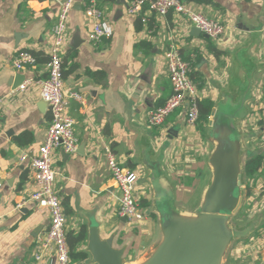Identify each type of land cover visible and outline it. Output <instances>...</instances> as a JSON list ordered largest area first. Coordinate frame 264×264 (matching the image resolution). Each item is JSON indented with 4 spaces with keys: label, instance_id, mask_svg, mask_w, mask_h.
<instances>
[{
    "label": "crops",
    "instance_id": "crops-1",
    "mask_svg": "<svg viewBox=\"0 0 264 264\" xmlns=\"http://www.w3.org/2000/svg\"><path fill=\"white\" fill-rule=\"evenodd\" d=\"M83 1L78 0L70 14L62 52L67 111L75 120L78 145L72 154L62 148L54 151L56 189L67 217L70 249L87 255L71 264H91V227L102 240L113 237L114 248L125 249L126 261L135 262L161 239L157 210L173 200L177 207L195 211L212 177L208 124L203 130L198 124L188 125L185 108L162 127L147 122V113L172 95L164 60L167 50L175 48L189 64L198 102H212L217 116L234 112L246 148L245 163L264 157L257 139L264 128V0H184L194 11L226 24L227 33L218 41L198 33L174 12L147 15L143 22L128 13L130 0H98L113 29V36L98 45L89 42L92 25ZM59 7V0H0V264H49L52 257L47 252L42 260L35 258L49 217L29 199L37 190L31 161L44 142L51 113L37 86L9 94L21 84V74L47 77ZM24 51L36 57L37 65L19 73L13 62ZM238 59L244 60L252 83L244 102L233 104L230 95L244 83ZM74 94L80 100L72 98ZM107 148L122 167L137 174L136 192L146 221L130 224L119 215ZM243 188L226 264H264V164L255 178L245 179ZM83 228L86 239L77 244Z\"/></svg>",
    "mask_w": 264,
    "mask_h": 264
},
{
    "label": "built area",
    "instance_id": "built-area-1",
    "mask_svg": "<svg viewBox=\"0 0 264 264\" xmlns=\"http://www.w3.org/2000/svg\"><path fill=\"white\" fill-rule=\"evenodd\" d=\"M78 0H59V12L52 29V43L48 51L47 77L37 79L34 76L25 77L24 81L9 95L25 93L37 86L40 98L45 102L51 113V122L38 155L32 158L31 168L35 176L37 190L29 199L45 210L49 217L47 232L38 238L35 247L37 261L43 259L45 253L51 252L49 264H71L70 247L67 241V217L62 201L56 189V172L53 169V154L58 148L72 154L77 150L78 140L75 134V120L68 114V101L64 93L65 80L62 52L68 40V23L72 10ZM85 16L92 25L89 42L100 44L113 36V29L106 19L105 10L98 0H84L82 3ZM170 12L182 15L188 19L191 26L200 30L203 35L218 41L227 33V26L221 20L208 17L194 11L184 0H130L128 13L147 21V15L165 17ZM167 75L172 85V95L161 106L147 113V122L151 127H162L176 111L186 109V122L196 126L200 118L197 88L190 77V66L183 60L175 48L164 53ZM14 67L22 73L34 69L36 57L27 52H20L14 59ZM72 98L80 100L77 94ZM2 98H0L1 109ZM258 142L264 146V128L259 131ZM27 155L21 157L25 161ZM106 160L117 190L119 215L130 224H138L147 220L137 196L138 176L122 167L118 157L109 148L106 149ZM264 244V237L262 239Z\"/></svg>",
    "mask_w": 264,
    "mask_h": 264
},
{
    "label": "water",
    "instance_id": "water-1",
    "mask_svg": "<svg viewBox=\"0 0 264 264\" xmlns=\"http://www.w3.org/2000/svg\"><path fill=\"white\" fill-rule=\"evenodd\" d=\"M238 63L244 83L235 95H230L233 104L244 102L252 83L244 60L238 59ZM20 79L22 83L25 76L21 74ZM217 113L218 107L208 123V137L213 144L208 160L212 177L199 207L188 211L170 200L166 209H158L161 239L135 262L126 261L125 249L114 248L113 237L102 240L98 229L91 227L87 247L91 264H226L237 229L231 219L240 212L244 199L246 148L234 112L221 116Z\"/></svg>",
    "mask_w": 264,
    "mask_h": 264
},
{
    "label": "trees",
    "instance_id": "trees-1",
    "mask_svg": "<svg viewBox=\"0 0 264 264\" xmlns=\"http://www.w3.org/2000/svg\"><path fill=\"white\" fill-rule=\"evenodd\" d=\"M189 1L198 2V3H207V0H189ZM199 108H200V118L197 124H198V127L200 126V129L203 130L204 125L208 124V120L210 118V115L213 109V103L210 101L199 102ZM263 164H264V157L260 155L254 156L251 159L247 160L245 163L244 177L247 179L255 178L259 174V171L262 168ZM85 239H86V229L83 228L78 234L75 242L77 244H80ZM67 241H68L69 247H71V243H70L71 241L68 238V235H67ZM86 256L87 255L84 253L75 254L70 249L71 261L72 259L77 258V257L86 259Z\"/></svg>",
    "mask_w": 264,
    "mask_h": 264
},
{
    "label": "rangeland",
    "instance_id": "rangeland-1",
    "mask_svg": "<svg viewBox=\"0 0 264 264\" xmlns=\"http://www.w3.org/2000/svg\"><path fill=\"white\" fill-rule=\"evenodd\" d=\"M245 158V157H244ZM246 159V158H245ZM245 159H244V161H245ZM245 177H244V179H243V181H245ZM239 212L235 215V216H233L232 217V219H231V223L234 225V226H238V224H239Z\"/></svg>",
    "mask_w": 264,
    "mask_h": 264
}]
</instances>
